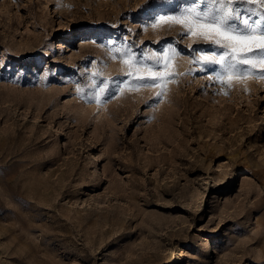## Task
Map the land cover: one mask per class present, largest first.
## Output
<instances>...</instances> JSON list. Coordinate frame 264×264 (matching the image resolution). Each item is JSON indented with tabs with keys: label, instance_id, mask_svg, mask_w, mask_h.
I'll return each instance as SVG.
<instances>
[{
	"label": "rangeland",
	"instance_id": "374dc122",
	"mask_svg": "<svg viewBox=\"0 0 264 264\" xmlns=\"http://www.w3.org/2000/svg\"><path fill=\"white\" fill-rule=\"evenodd\" d=\"M146 3L0 0V264H264V80L180 55L154 105L83 97L128 71L94 38L205 46L145 30Z\"/></svg>",
	"mask_w": 264,
	"mask_h": 264
},
{
	"label": "snow or ice",
	"instance_id": "6c2138e0",
	"mask_svg": "<svg viewBox=\"0 0 264 264\" xmlns=\"http://www.w3.org/2000/svg\"><path fill=\"white\" fill-rule=\"evenodd\" d=\"M141 11L147 13L140 21L145 30L178 25L180 38L191 37L205 46L183 52L175 41H168L148 56L138 52L134 42L112 36L94 38L93 43L119 59L128 71L111 79H97L94 73L90 77L93 87L83 92L86 102L106 103L126 86L151 87L160 89L150 102L154 105L167 82L175 78L169 70L180 55H188L201 74L214 76V82L222 87L248 78L264 80V0H147Z\"/></svg>",
	"mask_w": 264,
	"mask_h": 264
},
{
	"label": "bare ground",
	"instance_id": "6f19581e",
	"mask_svg": "<svg viewBox=\"0 0 264 264\" xmlns=\"http://www.w3.org/2000/svg\"><path fill=\"white\" fill-rule=\"evenodd\" d=\"M36 59H37V61H38V60L40 61L41 58L38 57V58H36ZM92 159L94 160V156H92ZM93 164H94V162L91 161V163H89V166H92ZM207 248L209 249V247H206V249H205V253L209 251Z\"/></svg>",
	"mask_w": 264,
	"mask_h": 264
}]
</instances>
